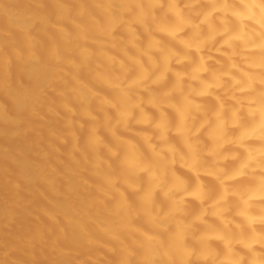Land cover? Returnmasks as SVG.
<instances>
[{
	"label": "clouds",
	"instance_id": "obj_1",
	"mask_svg": "<svg viewBox=\"0 0 264 264\" xmlns=\"http://www.w3.org/2000/svg\"><path fill=\"white\" fill-rule=\"evenodd\" d=\"M51 2L13 51L69 264H264V0Z\"/></svg>",
	"mask_w": 264,
	"mask_h": 264
},
{
	"label": "bare ground",
	"instance_id": "obj_2",
	"mask_svg": "<svg viewBox=\"0 0 264 264\" xmlns=\"http://www.w3.org/2000/svg\"><path fill=\"white\" fill-rule=\"evenodd\" d=\"M52 8L51 0H0V56L12 60L11 84L0 91V264H69L72 257L63 253L75 249L66 218L57 216V223L47 214L64 205L57 193L64 192L65 185L55 176L48 177L51 183L41 179L38 166L51 150L38 147L37 130H28V113L22 111L20 96L33 84L18 72L13 51L21 47L23 30ZM38 27L35 24L32 32ZM53 143L65 153L59 159L70 163L68 146ZM57 167L65 171L64 166Z\"/></svg>",
	"mask_w": 264,
	"mask_h": 264
}]
</instances>
